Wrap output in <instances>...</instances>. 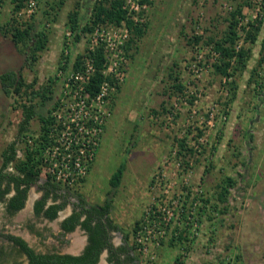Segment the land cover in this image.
Instances as JSON below:
<instances>
[{"label":"rangeland","instance_id":"rangeland-1","mask_svg":"<svg viewBox=\"0 0 264 264\" xmlns=\"http://www.w3.org/2000/svg\"><path fill=\"white\" fill-rule=\"evenodd\" d=\"M244 1L152 0L143 10L141 23L148 24L149 29L138 43L139 52L125 51L126 61L110 72L120 90H107L106 102L93 106L94 117L101 123L94 124L101 130L94 138V157L87 162L83 179L70 187L91 203L101 202L100 198L105 200L111 191L112 175L126 165L112 219L130 235L132 245H140L142 251L138 249L137 254L141 264H264V64L259 66L264 26L255 45L244 41L246 34L239 32L237 49L252 51L245 69L236 70L232 62L224 73L219 72L217 67H222V61L215 47L227 32L230 13ZM42 2L36 0L35 11L29 13L25 3L17 11L11 0H0V26L10 19L25 24L36 18L40 30L49 33L48 47L32 71L23 68L25 57L0 32V75L20 71L28 84L37 79V88L52 80L61 100L69 97L73 104L72 85L67 80L87 75V65L72 70L69 77L60 69L67 57L74 63L78 56L86 55L94 38L113 30L110 24H103L98 35L88 33L75 46L68 16L79 4L88 12L94 2L67 0L54 22L41 18ZM128 3L137 6L139 0ZM244 16L242 25L260 16L264 21V0H251L249 6L245 5ZM195 38L200 42L196 43ZM111 54L108 52V57ZM254 69L257 72L252 76ZM171 73L184 85V93L174 91ZM232 83L237 87L235 99ZM19 98L7 97L0 85V168L4 150L15 141L19 157H23L21 142L25 140L18 142L17 135L22 119L20 105L26 101ZM31 129L37 136L40 124L34 121ZM76 136L88 145L86 133ZM181 139L187 140L193 153L179 154L176 141ZM46 171L32 187L21 212L9 215L0 202V248L12 254L9 258L5 255L0 264H27L25 257L2 237L5 234L25 238L38 252L54 251L55 244L64 252L72 247L70 237L63 243L58 242V236L59 222L73 210L75 197L68 199L64 214L55 222L34 213L35 203L45 192L40 186ZM227 177L237 184L231 190L226 211L214 212L202 199H214ZM189 199L195 201L192 208ZM205 208L213 221L201 214ZM183 209L187 221L180 227L188 229V249L162 246L160 242H168L172 229L178 226ZM153 212L159 216L155 221L148 218ZM142 220H147L144 229L134 233L135 223Z\"/></svg>","mask_w":264,"mask_h":264},{"label":"trees","instance_id":"trees-1","mask_svg":"<svg viewBox=\"0 0 264 264\" xmlns=\"http://www.w3.org/2000/svg\"><path fill=\"white\" fill-rule=\"evenodd\" d=\"M42 1L44 9L41 12V18L48 22H54L67 0ZM250 1L245 0L243 5H236L227 20L228 29L224 38L215 42L216 50L220 54V60L222 61V67H217V70L221 73H224V69L230 66L232 62L236 64V70L238 68L245 69L251 59V49L244 47L237 49L240 40V30L246 34L244 41L252 45L257 43L262 32L264 21L261 16L255 21L242 25L245 20L244 8L245 5H250ZM11 2L13 5L16 4L15 8L17 11L24 8L25 0H11ZM92 2L94 3L88 8V12H84L82 10L83 8H81L82 5L79 4V8L70 12L68 16V24L74 34V45L80 44L86 34H92L102 24L114 26H122L125 24L126 29L130 33V38L125 44L124 50L126 52L135 51V53H138V43L146 35L149 29L148 24L134 20V16L127 7L126 0H92ZM141 3L142 5H151L152 0H141ZM0 32L3 36L10 38L25 57L23 68H29L33 71L39 62L41 54L48 47V31L46 29L40 30L39 25H36V18H34L25 24L18 23L15 19H10V21L0 26ZM194 40L198 43L201 39L195 38ZM261 48L262 52L259 66L264 64V40ZM87 60L92 64L94 71L87 83L84 84L83 96L88 97L90 103L102 94L106 85L112 90L118 86V82L112 75L107 74L109 64L104 45L97 46L94 50L88 49L86 55L78 56L74 63H72L70 57H67L66 62L60 70L64 72L66 77H69V72L72 70H81ZM256 72L257 70L254 69L252 76H255ZM229 76L231 77V75ZM170 78L175 82L173 85L174 91L180 92L181 94L184 93L185 87L180 83V79L175 77L173 73H171ZM251 79L253 80V77ZM52 83V80H49L46 84L37 88V79L28 84L20 71H7L0 75L1 89L6 96H18L20 97V101L23 99L26 101L25 104L21 103L22 105H20L22 119L18 127L17 135L18 142L22 139L25 140L21 142L23 143V157H19V149L17 148V141H15L4 150L2 155L3 164L0 168V202L5 204L6 211L9 215H16L26 207L32 187L38 185L47 167L46 155L49 148L54 144L53 141L55 139L53 138L55 134H59L57 132L58 129L63 131L62 126L64 123L59 121L56 114L62 107V100L56 94L55 84ZM231 86L233 89L232 95L235 99L237 96V87L235 83H232ZM259 86L262 88V85ZM118 90H120V87ZM59 94H62V92ZM153 112L157 114V111ZM34 121L40 124V131L37 136H33L31 129ZM176 142L180 150V155H183V152L193 153L191 149H188L187 140L181 139ZM132 149L133 147L128 149L129 153ZM10 166L13 169L11 172L9 171ZM126 170V165L123 164L112 175L110 180L111 191L106 194L103 205L91 204L83 195L73 193L71 187L62 181H58L57 176H53L51 173L46 174L44 184L40 186L45 192L42 199L37 201L34 206L35 214L38 217H44L50 221H54L67 208L68 199L71 196L78 200L74 213L62 223L61 227L63 231L71 232L78 225H81L87 231L89 234V245L83 257L76 258L70 255L40 254L20 237L13 235H2V237L19 247V249H15L23 257L26 256L27 264H97L100 254L105 247L104 240L109 229L124 231L113 221L112 214L115 210V201L119 194ZM236 184L235 179L227 177L223 185L219 188L215 198L212 200H209V198L206 200L202 199V202L209 205L210 208L212 207L214 212L224 213L227 209L226 205L229 202L231 190ZM12 193L13 195L11 196ZM190 202L189 207L192 208L195 201L190 200ZM78 209H81V211H78ZM206 211L207 208L200 210L204 218L206 217L208 220L213 221L211 215L207 216ZM184 215L183 209V213L178 217V226L172 229L168 242L164 240L160 242L162 246L167 245L171 249L180 246L184 251L188 249V244L190 243V240L187 238L188 229L180 227L182 222L187 221ZM83 217H86V219L81 222ZM148 218L153 220L155 218L154 212ZM147 220L137 221L133 232L139 233L140 230L142 231ZM125 237L127 242L130 241V235L125 234ZM139 246V244L136 246L133 245V250L136 254L138 253ZM5 255L7 258L12 256V254L7 255L4 253L3 249L1 250L0 248V261L4 260ZM138 261H140L139 257Z\"/></svg>","mask_w":264,"mask_h":264},{"label":"built area","instance_id":"built-area-1","mask_svg":"<svg viewBox=\"0 0 264 264\" xmlns=\"http://www.w3.org/2000/svg\"><path fill=\"white\" fill-rule=\"evenodd\" d=\"M126 1L130 13L134 16V20L140 23L144 22L142 18L143 10L149 5H142L141 0H139L137 6H130L128 0ZM24 3L26 4V9L29 13H33L35 11L36 0H25ZM102 25L98 26L92 33V35H98L99 29ZM111 28L113 30L112 33L107 32V34L101 35V37L94 38L95 40H93V45L90 48V50H94L97 46L104 45L107 54L108 52H113V55H110L111 58L107 55V61L109 64V70L107 74L110 75H112L110 72H114L119 63H123L124 61H126L124 55V46L130 38V33L126 29L125 24H123L122 26L111 25ZM71 34L72 33H69V36H71ZM86 65L87 75H76L67 80V84L72 85L70 94L72 97H74L73 104H71V102L69 103V97H66L67 100H62V107L56 114L59 121L64 123V125L62 126L63 131H61L60 129L57 130L59 134H55L53 138L55 139L53 141L54 144L51 148H49L46 155V173H51L53 176L56 175L58 181H62L69 187L77 184L83 179L87 170V162L93 160V150H95L96 148L94 138L101 132L100 129L94 127V124L100 125L101 123L97 121V117H94L97 115L93 114V106L95 104H98L100 101L106 102V91L110 90L109 86L106 85L103 89L102 94L96 100H93L89 103L88 97L83 96L84 84L87 83L94 69L89 60H87ZM69 105H71V107H69ZM72 106H75L74 109ZM72 112L73 114L70 115ZM89 128H92L90 129V132L88 130ZM75 131L76 134H87L85 138L88 139V145H86L84 140L80 142V140L74 133ZM64 134H68L69 137L66 139ZM60 146H62V149ZM61 168L63 171L61 170ZM158 213H161V211ZM169 214L170 212L168 211V215ZM157 217L159 216H155V218L151 220L155 221ZM168 219L170 221L171 217ZM161 224L165 223L163 222ZM138 242L141 243V240L138 239ZM140 251H142L141 248L139 249V252Z\"/></svg>","mask_w":264,"mask_h":264},{"label":"flooded vegetation","instance_id":"flooded-vegetation-1","mask_svg":"<svg viewBox=\"0 0 264 264\" xmlns=\"http://www.w3.org/2000/svg\"><path fill=\"white\" fill-rule=\"evenodd\" d=\"M12 195L13 193L11 194V196ZM77 203H78V200L76 199V202L73 204V210L69 214H66L65 216H63V218H61L59 222V230L61 231V234L58 236L59 237L58 242L60 240V241H63L64 243V240H65L64 238L68 239L70 237L72 239L70 241L68 240L70 245L72 246L69 249L70 251L64 252L60 248V246L58 247L55 244L54 251H51L48 253L38 252L28 243V241L25 238L21 236H16V235H13V236L24 239L31 248H33L37 253H40V254L70 255L76 258L83 257L86 253V248L89 245V234L87 233V231L84 230L81 225H78L71 232H65L62 230V227H61L62 223L74 213L76 209L74 207L76 206ZM65 210H63L59 214V217L56 220L51 221V222L57 221L62 216V214H64ZM78 211H81V209L80 210L78 209ZM34 213H35V210H34ZM85 219L86 217H83L81 219V222H83ZM125 234H127L125 231H121L117 229H109L108 234L106 235V239L104 240L105 247L100 254L99 261L97 264H140V261H138V255L133 250V245L130 242L131 240L127 242ZM5 235H12V234H5ZM10 243L14 248L19 249V247L15 246L14 243L12 242ZM25 259H26V256H25Z\"/></svg>","mask_w":264,"mask_h":264},{"label":"crops","instance_id":"crops-1","mask_svg":"<svg viewBox=\"0 0 264 264\" xmlns=\"http://www.w3.org/2000/svg\"><path fill=\"white\" fill-rule=\"evenodd\" d=\"M100 199H101V202H96V203H91V202H90V203H91V204H94V205H103V203H104L105 200H104V198H102V197H101ZM102 199H103V200H102Z\"/></svg>","mask_w":264,"mask_h":264}]
</instances>
